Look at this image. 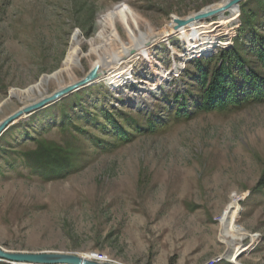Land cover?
<instances>
[{
	"label": "rangeland",
	"instance_id": "1",
	"mask_svg": "<svg viewBox=\"0 0 264 264\" xmlns=\"http://www.w3.org/2000/svg\"><path fill=\"white\" fill-rule=\"evenodd\" d=\"M226 1L0 0V122L83 79L95 62L107 65L175 20ZM241 4L264 18V0H245L229 9L234 24L227 10L191 23L7 127L1 249L119 264H264V103L171 117L128 142L91 121L102 110L138 124L140 110L158 116L163 98L183 89L177 81L191 61L233 47ZM48 147L69 162L60 177L43 178L26 160Z\"/></svg>",
	"mask_w": 264,
	"mask_h": 264
},
{
	"label": "trees",
	"instance_id": "2",
	"mask_svg": "<svg viewBox=\"0 0 264 264\" xmlns=\"http://www.w3.org/2000/svg\"><path fill=\"white\" fill-rule=\"evenodd\" d=\"M240 7V28L236 32L233 47L220 51L217 56L191 61V67H187L181 79L177 81L182 84L183 89L163 98L166 106L158 116L154 115V110H140L137 114L144 119V123L138 124L134 118L119 110L115 113L102 110L100 117H93L91 120L97 129L99 128L104 136L128 142L133 137V132H152L171 117L174 120H190L202 112L236 110L264 103V18L259 21L257 9H247L246 4H241ZM224 15L228 19V25L234 24L237 17L231 10H227ZM193 27L200 28L198 36L207 34L209 29L201 24H195ZM210 27L212 32H216L222 25ZM188 30L189 28L183 32ZM228 45L226 41L221 45L198 49V52L206 54L214 47ZM64 117L61 120H64ZM102 120L104 123H100ZM123 123H126V126H123ZM94 140L97 145V139ZM26 160L31 162V167L43 178L60 177L63 169L69 167V162L62 156L58 147H48L43 151L40 149L36 156ZM263 185L260 184L261 187Z\"/></svg>",
	"mask_w": 264,
	"mask_h": 264
},
{
	"label": "water",
	"instance_id": "3",
	"mask_svg": "<svg viewBox=\"0 0 264 264\" xmlns=\"http://www.w3.org/2000/svg\"><path fill=\"white\" fill-rule=\"evenodd\" d=\"M245 0H230L223 8L214 10L207 13H198L194 19L188 20H175L176 26L174 31L179 30L180 28L186 26L187 24L193 21H200L207 19L223 11L229 10L232 7L237 6ZM99 77L97 69H92L88 74L75 84L66 87L63 90L53 93L48 98H45L39 101L36 104L20 108L18 111L6 117L2 122H0V135L7 129L9 125L21 119L23 116H29L38 110H41L62 97L71 94L88 84L92 83ZM0 261L9 263V264H119L108 261L93 260L84 255L78 254H65V253H15L9 252L0 248Z\"/></svg>",
	"mask_w": 264,
	"mask_h": 264
},
{
	"label": "bare ground",
	"instance_id": "4",
	"mask_svg": "<svg viewBox=\"0 0 264 264\" xmlns=\"http://www.w3.org/2000/svg\"><path fill=\"white\" fill-rule=\"evenodd\" d=\"M229 1H230V0H227L225 3H222V4H219V5H214V6H212V7H209L207 10L203 9V10H201L199 13H202V14H203V13H207V12H211V11H214V10L221 9V8H223V7H224ZM197 14H198V13H197ZM219 14H221V13H219ZM219 14H217V15H219ZM195 16H196V14H193V15H191V16H188V17L185 18L184 20L194 19ZM194 22H196V21H193V22H191V23H194ZM174 23H175V22H174ZM191 23L187 24L186 26L190 25ZM172 26H173V25H172ZM175 26H176V25H175ZM175 26H173V27H168V28L164 29V30L161 31L159 34H156L155 36H153L152 38L146 40L145 42H143V43H141V44H138L137 46H135L133 49H131V50L128 51L127 53H124V54L121 55V56L119 55L118 57H115V58H114L111 62H109L107 65L102 64L100 61L95 62V63L93 64V66L91 67V69H90V71H91L92 69H97V72H98V74H99V77H98L95 81H97L98 79H100V78L106 76V75H107L108 73H110L115 67H117L119 64L123 63L125 60H127L129 57H131V56L134 55L135 53H137V52H139V51H142L143 49H145V48L151 46L152 44H154L156 41H159V40H161V39H163V38H166L167 36H169V35H171V34H173V33H175V32H178L180 29L186 27V26H184V27L180 28L179 30L174 31V27H175ZM149 44H150V45H149ZM148 45H149V46H148ZM76 82H78V81H75V82H73V83H71V84H69V85H67V86H65V87H63V88H61V89L55 91V92H58V91H60V90H63V89H65L66 87L75 84ZM93 82H94V81H93ZM55 92H54V93H55ZM51 95H52V94H51ZM51 95H48V96L42 98L41 100H43V99H45V98H48V97L51 96ZM41 100H39V101H41ZM39 101L34 102V103H32V104H30V105H27V106H31V105H33V104H36V103H38ZM27 106H25V107H27ZM23 108H24V107H23ZM1 122H2V121H1Z\"/></svg>",
	"mask_w": 264,
	"mask_h": 264
},
{
	"label": "built area",
	"instance_id": "5",
	"mask_svg": "<svg viewBox=\"0 0 264 264\" xmlns=\"http://www.w3.org/2000/svg\"><path fill=\"white\" fill-rule=\"evenodd\" d=\"M236 199V198H235ZM240 199L241 198H238L237 200V202H239L240 201ZM221 261V259H214V260H210V261H207V262H205L204 264H217L218 262H220Z\"/></svg>",
	"mask_w": 264,
	"mask_h": 264
}]
</instances>
